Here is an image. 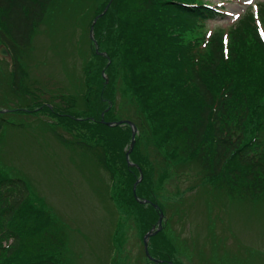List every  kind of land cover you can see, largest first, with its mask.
Here are the masks:
<instances>
[{
    "label": "trees",
    "instance_id": "obj_1",
    "mask_svg": "<svg viewBox=\"0 0 264 264\" xmlns=\"http://www.w3.org/2000/svg\"><path fill=\"white\" fill-rule=\"evenodd\" d=\"M65 1L0 0V44L12 59L6 95L32 103L13 112L42 108L28 81V58L39 30ZM85 1L97 5V0ZM100 5L90 29L108 9L94 24V40L89 35L96 66L94 70L89 69L90 62L86 66L83 91L77 97L61 94L62 106L43 105L89 132L70 139L58 132L55 123L50 128L54 138L65 147L95 156L112 176L114 189L119 177L115 166L110 167V152L123 159L129 183L123 181L128 186L134 187L143 175L136 196L133 189L131 194L125 189L123 200L141 225L147 224L146 233L157 223L159 211L165 210L160 203L155 209L138 199L157 204L155 180L163 184L169 169L177 177L194 178L191 190L209 187L232 200L263 201L264 36L260 26L264 31V6L257 5L260 25L250 8L229 31L208 35L204 24L226 17L203 0H104ZM119 78L132 98L127 100L131 109L139 114L136 121L119 117L123 112ZM3 118L0 115V134L3 126L23 127ZM126 120L137 128L132 166L125 150L132 142V128L107 125ZM144 143L152 146L153 159L141 151ZM32 197L25 179L0 171V264H68L62 253L61 225ZM117 206L123 212L120 202ZM162 233L152 238L150 255L163 264H180L175 245Z\"/></svg>",
    "mask_w": 264,
    "mask_h": 264
},
{
    "label": "rangeland",
    "instance_id": "obj_2",
    "mask_svg": "<svg viewBox=\"0 0 264 264\" xmlns=\"http://www.w3.org/2000/svg\"><path fill=\"white\" fill-rule=\"evenodd\" d=\"M103 1L97 0L94 5L85 0H66L39 30L28 58V81L40 104L48 102L62 106L58 99L61 94L77 97L83 91L81 80H84L86 66L89 62V69L94 70L96 66L89 40V23L101 10ZM203 1L219 8L226 17L224 21L205 23L208 35L215 30L229 31L250 8L260 25L254 8L257 4L264 6V0ZM260 30L264 33L261 26ZM2 46L0 44V48ZM11 62L12 59L0 56V115L23 127H2L1 173L25 179L34 203L46 209L61 225L65 243L62 253L68 264H155L145 254L147 224L141 225L130 204L123 200L124 190L131 194L134 187L127 185L121 156L110 152V167L115 166L119 177L114 189L112 176L95 156L63 146L50 130L56 123L58 132L74 139L78 133L89 132L88 129L50 113L43 105L41 110L30 113L11 111L29 102H18L15 96L6 95ZM261 65L259 61L258 67ZM119 72L125 74L122 68ZM105 76L108 80V75ZM118 86L120 110L123 111V116L119 114V117L130 116L136 121L139 114L127 101L132 98L122 78ZM130 147L131 144L126 145L127 153ZM141 151L154 158L151 145L144 143ZM127 153L126 160L132 166L130 153L128 159ZM189 171L197 173L195 169ZM141 177L143 180V175L138 180ZM193 179L177 177L169 169L163 184L155 180L158 203L149 199H144L148 203H143L155 209L158 208L154 205L160 207V203L164 208L159 232L175 245L176 260L180 264H264V200H232L209 187L191 190ZM119 202L123 212L117 209ZM154 227L156 231L158 221ZM153 237L148 242L150 252Z\"/></svg>",
    "mask_w": 264,
    "mask_h": 264
},
{
    "label": "water",
    "instance_id": "obj_3",
    "mask_svg": "<svg viewBox=\"0 0 264 264\" xmlns=\"http://www.w3.org/2000/svg\"><path fill=\"white\" fill-rule=\"evenodd\" d=\"M107 9H108V7H106V9L104 10V12H103L99 17L103 16V14L107 11ZM99 17H96V18L94 19V21H93L94 23H93V25H92V27H91L90 36H91L92 40H94V24L97 22V20H98ZM0 56L10 58V55H9V53H8V51H7V49H6L5 47H1V48H0ZM122 124L129 125V126L132 128V142H131L130 150H129V152L127 153V159H128L129 153L133 150V147H134V144H135V137H136V134H137V128H136V126L134 125L133 122L128 121V120H126V121H120V122H111V123H107L108 126H116V125H122ZM129 165H131V163H129ZM141 180H142V177H141V178L136 182V184L134 185V194H135V196H136V186H137V184H138ZM136 198H137V197H136ZM137 199H138V198H137ZM138 201L141 202V203H148V201H145V200H144V201H141V200L138 199ZM154 206H155L156 208H158L157 205H154ZM163 218H164V214H163L162 212H160L159 220H158V228H157V230L155 231V230H154L155 227H154V228H153L150 232H148V233L145 235V237H144V249H145V254H146L147 258H148L150 261L154 262L155 264H160L161 261H160V260H156V259H154V258L150 255V253H149V249H148V242H149V238H150L151 236L155 235L156 233H158V232L162 229Z\"/></svg>",
    "mask_w": 264,
    "mask_h": 264
}]
</instances>
